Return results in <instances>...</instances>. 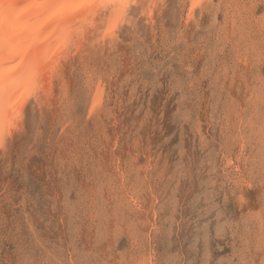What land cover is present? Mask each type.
Listing matches in <instances>:
<instances>
[{"label":"rangeland","instance_id":"374dc122","mask_svg":"<svg viewBox=\"0 0 264 264\" xmlns=\"http://www.w3.org/2000/svg\"><path fill=\"white\" fill-rule=\"evenodd\" d=\"M192 2L64 35L0 146V264H264V0Z\"/></svg>","mask_w":264,"mask_h":264},{"label":"bare ground","instance_id":"6f19581e","mask_svg":"<svg viewBox=\"0 0 264 264\" xmlns=\"http://www.w3.org/2000/svg\"><path fill=\"white\" fill-rule=\"evenodd\" d=\"M128 5V0H0V146L21 124L28 99L47 85L45 69L54 67L66 34L82 33L87 24L92 29L99 9L110 10L106 28L112 33Z\"/></svg>","mask_w":264,"mask_h":264}]
</instances>
